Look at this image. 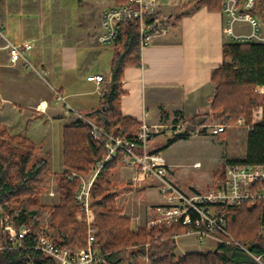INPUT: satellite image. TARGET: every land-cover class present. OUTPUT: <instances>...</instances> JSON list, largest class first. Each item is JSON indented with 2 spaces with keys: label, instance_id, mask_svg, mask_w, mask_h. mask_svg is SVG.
Here are the masks:
<instances>
[{
  "label": "crops",
  "instance_id": "1",
  "mask_svg": "<svg viewBox=\"0 0 264 264\" xmlns=\"http://www.w3.org/2000/svg\"><path fill=\"white\" fill-rule=\"evenodd\" d=\"M197 1L154 0L156 5L150 10L149 18L167 28L140 50L139 64H130L124 69L120 96L124 116L140 123L145 119L152 124H170L177 119L188 121L196 114L210 110L215 92L212 73L224 61L227 40L221 10L197 6ZM125 2L0 0V30L4 35L0 34V46L5 44V38L14 43L32 42L30 58L39 70L30 72V68L21 63H11L8 51L0 50V123L12 134H20L17 124L31 113L38 121H58L65 127L79 124L75 111L87 113L99 107L102 93L112 82L117 51V41L114 44L99 41L104 31L102 16L107 8ZM42 72L48 76L50 90L40 78ZM90 75H103L104 80L101 83L89 80ZM57 93L65 102L57 99ZM227 130L213 137L219 138ZM174 137L173 132L166 129L150 141L149 149L163 155L169 147L193 136L177 139L169 145ZM247 138L248 132L245 156ZM164 157L170 177L181 186L173 170L177 163ZM196 163L200 161H195L194 167L202 166L201 163L196 166ZM65 171L69 169L62 162L56 172ZM51 172L52 178L58 177L54 169L51 168ZM109 172L97 199H101L107 188L115 193L117 206L131 218L133 227L145 225L155 208L166 203L158 181L145 178L137 168L118 160ZM183 189L188 192L203 190L196 187ZM130 201L135 209H129ZM178 238L177 256L195 253L188 251V244L179 245ZM215 243V240L209 243L206 251L217 247L213 246Z\"/></svg>",
  "mask_w": 264,
  "mask_h": 264
},
{
  "label": "trees",
  "instance_id": "2",
  "mask_svg": "<svg viewBox=\"0 0 264 264\" xmlns=\"http://www.w3.org/2000/svg\"><path fill=\"white\" fill-rule=\"evenodd\" d=\"M222 3L223 0H198L196 5L220 11ZM138 36L136 27L128 22L123 24L116 44L112 82L102 93L100 106L86 113L110 132L119 133L123 128V135L128 138L134 137L141 123L121 112V81L126 66L140 62ZM223 54V63L212 73L216 90L211 110L221 112L228 125L244 116L249 119L252 109L264 104V94L256 91L258 86H264V44L226 43ZM207 119L208 113H199L187 122L204 124ZM191 131L193 128L190 127L186 134L176 135L169 145L177 139L189 138ZM105 153L103 146L93 139L88 125L79 122L64 127L63 164L68 169L89 172ZM50 158L51 154L44 151L43 143L32 141L25 133L12 134L5 124L0 123V208L11 214L17 225L24 223L32 229L23 239L24 247L0 250V264H57L35 248L38 238L34 230L46 212L51 215L49 231L54 232L52 236L58 245L78 249L87 244V226L77 220L80 210L74 199L79 180H70L65 173L57 182L59 203L51 208L41 202L45 184L51 176ZM118 160L120 158L116 157L104 166L91 190L97 227L96 245L108 254L106 264H124L126 260L138 263L139 259L146 257L150 258V264H260L247 252L223 244L203 253L177 256L173 234L186 232V227L181 224L132 231L130 219L122 215L117 206L115 193L107 188L101 199H97L102 182L106 181L109 170ZM233 163L264 165V118L253 120L248 131L246 156L229 161V164ZM224 168L221 166L215 172V176L222 180ZM225 211L228 230L248 244L249 250L264 264V238L259 234L264 228V204L244 202L227 206ZM147 243L149 247L145 248Z\"/></svg>",
  "mask_w": 264,
  "mask_h": 264
},
{
  "label": "built area",
  "instance_id": "3",
  "mask_svg": "<svg viewBox=\"0 0 264 264\" xmlns=\"http://www.w3.org/2000/svg\"><path fill=\"white\" fill-rule=\"evenodd\" d=\"M156 5L154 0H126L125 3L107 8L103 12V33L99 41L114 44L120 36L125 22L138 30V46L142 50L152 43V40L167 26L154 23L149 18L150 10ZM221 13L223 15V33L227 43L231 44H264V0H223ZM0 34L4 37L2 31ZM32 42L14 43L5 38L6 49L10 62L21 63L25 67L34 68L30 58L33 49ZM89 80L101 83L103 75H90ZM57 99L65 102L63 96L57 93ZM70 108L69 106H67ZM74 111V110H73ZM81 124L88 125L93 139L103 146L105 156L96 161L89 175L76 171H68V179L79 180L75 193V203L80 212L77 220L87 225V244L83 248L72 249L60 246L54 237L46 232L37 235L35 248L52 258L57 264H106L108 254L97 247V227L93 213L92 186L104 166L119 157L121 162L137 168L143 176L153 178L160 184L161 192L166 203L157 206L148 221L149 228L166 227L181 224L186 227L184 234H195L198 238L210 237L217 244L246 251L255 256L248 248L237 241L228 230L225 207L240 205L244 202H261L264 204V165L262 164H227L224 179L215 187L204 190L185 191L169 175L165 157L158 151L149 149L150 141L170 129L176 136L186 134L188 128H193L190 136H196L207 131L210 135L225 132L227 124H191L183 119H177L170 124H152L147 120L141 121L138 131L133 138L124 136V129L113 133L101 126L95 118L86 113L77 112ZM244 119L240 118L239 123ZM249 129L251 124L248 125ZM248 129V130H249ZM200 166V163H196ZM5 241L0 237V250L24 247L23 239L31 228L22 223L17 225L13 216L1 219ZM179 234H173L177 240ZM257 257V256H256ZM260 258V257H257Z\"/></svg>",
  "mask_w": 264,
  "mask_h": 264
},
{
  "label": "rangeland",
  "instance_id": "4",
  "mask_svg": "<svg viewBox=\"0 0 264 264\" xmlns=\"http://www.w3.org/2000/svg\"><path fill=\"white\" fill-rule=\"evenodd\" d=\"M30 72L39 71L37 67L30 68ZM42 76L40 77L45 86L50 90V86L48 85V76L44 74V72L40 73ZM215 84V83H214ZM216 90V84H215ZM256 91L259 94H264V86H258ZM215 95V92H214ZM208 113L209 119H207L206 123L208 124H220L224 123L223 115L221 112H214L211 110L202 112ZM27 115V114H26ZM32 118V120L28 123V121ZM244 119L243 123H239V120L236 123L228 124L227 133L222 135L219 138L213 137L214 135H210L207 131L203 134H199L193 136L188 140L180 141L173 146L169 147L163 153L164 156L170 157L174 160V163H177L176 167L173 170L178 175V179L180 180V184L183 188L188 189L189 187H196L198 189H210L215 187V185L222 181L221 177H214L215 172H217L219 167H226L229 164L230 160L243 159L245 156L246 144H245V136L249 129V124H253V120L256 118H264V104L255 106L252 111L250 118L242 117ZM35 116H31L29 113L25 121H21V124H17L18 131L25 133L26 136L32 139V141L36 143H43L44 151L50 152L51 158V168L58 170L59 166H62L63 162V135H64V127L58 121H54L50 123V121L44 122L38 121ZM65 123V122H64ZM20 133V134H22ZM195 161H200V167H194L193 163ZM92 170V168H91ZM71 171V169H69ZM73 171V170H72ZM90 171V170H89ZM225 171V168H224ZM52 173V172H51ZM58 177H51L45 184L43 193L41 195V202L45 205L55 207L59 203V193L57 192V182L58 180L66 173L69 172H56ZM84 175H89L90 172H79ZM53 175V174H52ZM224 178V174L223 177ZM134 204V203H133ZM132 202L128 203L129 209H135ZM155 207V206H154ZM141 210V209H140ZM121 214L128 217L130 219L131 229L134 232H137L139 229L146 228L150 229L148 226V221L145 225L136 227L132 226L131 218L126 214ZM138 212L135 210V213ZM94 213V211H93ZM12 216L11 214H7L5 211L0 208V223L1 219L4 216ZM154 215V212L152 213ZM95 217V214H94ZM51 219V215L49 212L44 213L40 217L39 225L36 227L34 232L36 234L42 232H49L53 235L54 232L49 231V222ZM87 226V225H86ZM30 227V226H29ZM31 228V227H30ZM32 230V229H31ZM4 230L1 228L0 224V237L1 240L5 241ZM232 234V233H231ZM260 237L264 238V228L260 229ZM233 235V234H232ZM233 237L243 244L246 248L249 249V245L240 240L239 238ZM213 242L210 237H206L204 239L198 238L195 234H184L178 238L179 245L188 244V251L193 252H204L207 249L205 248L209 243ZM218 247V244L215 245ZM149 247V243L145 244V248ZM134 248V247H133ZM216 248V247H215ZM211 250V249H210ZM246 252V251H245ZM248 253V252H247ZM250 254V253H249ZM253 256V255H251ZM260 264H263L260 258L253 256ZM124 264H150V258H141L138 263H133L129 260H126Z\"/></svg>",
  "mask_w": 264,
  "mask_h": 264
},
{
  "label": "bare ground",
  "instance_id": "5",
  "mask_svg": "<svg viewBox=\"0 0 264 264\" xmlns=\"http://www.w3.org/2000/svg\"><path fill=\"white\" fill-rule=\"evenodd\" d=\"M125 1V0H124Z\"/></svg>",
  "mask_w": 264,
  "mask_h": 264
}]
</instances>
